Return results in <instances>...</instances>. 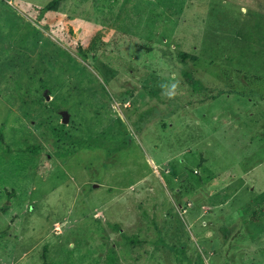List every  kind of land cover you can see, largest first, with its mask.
I'll return each mask as SVG.
<instances>
[{
  "label": "rangeland",
  "instance_id": "374dc122",
  "mask_svg": "<svg viewBox=\"0 0 264 264\" xmlns=\"http://www.w3.org/2000/svg\"><path fill=\"white\" fill-rule=\"evenodd\" d=\"M50 1L0 0V264H264V0Z\"/></svg>",
  "mask_w": 264,
  "mask_h": 264
},
{
  "label": "trees",
  "instance_id": "16d2710c",
  "mask_svg": "<svg viewBox=\"0 0 264 264\" xmlns=\"http://www.w3.org/2000/svg\"><path fill=\"white\" fill-rule=\"evenodd\" d=\"M66 1V0H52L50 1L45 7L43 8H37L39 11H41L42 13H56L58 12L61 4ZM181 57L183 59H192L193 61H196L198 59V57L196 55L190 54V53H180ZM61 134H63V132H60Z\"/></svg>",
  "mask_w": 264,
  "mask_h": 264
},
{
  "label": "clouds",
  "instance_id": "9594fccd",
  "mask_svg": "<svg viewBox=\"0 0 264 264\" xmlns=\"http://www.w3.org/2000/svg\"><path fill=\"white\" fill-rule=\"evenodd\" d=\"M166 87V86H162ZM179 88V81L172 83L170 90L165 94L168 99H173L177 94V89Z\"/></svg>",
  "mask_w": 264,
  "mask_h": 264
},
{
  "label": "water",
  "instance_id": "95a60500",
  "mask_svg": "<svg viewBox=\"0 0 264 264\" xmlns=\"http://www.w3.org/2000/svg\"><path fill=\"white\" fill-rule=\"evenodd\" d=\"M47 100H51V96L46 93ZM60 114L63 117V123L69 124L71 120V114L68 110H62Z\"/></svg>",
  "mask_w": 264,
  "mask_h": 264
}]
</instances>
